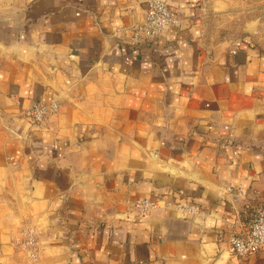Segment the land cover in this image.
Listing matches in <instances>:
<instances>
[{"label":"crops","instance_id":"crops-1","mask_svg":"<svg viewBox=\"0 0 264 264\" xmlns=\"http://www.w3.org/2000/svg\"><path fill=\"white\" fill-rule=\"evenodd\" d=\"M146 2L0 0V264H230L264 207L259 2H171L181 26L130 44ZM227 14L238 30L214 33Z\"/></svg>","mask_w":264,"mask_h":264},{"label":"built area","instance_id":"built-area-1","mask_svg":"<svg viewBox=\"0 0 264 264\" xmlns=\"http://www.w3.org/2000/svg\"><path fill=\"white\" fill-rule=\"evenodd\" d=\"M182 20V13L178 6L163 0H147L143 20L130 28L129 42L136 44L147 38L157 37L170 27H180ZM57 107L54 101L47 104L38 103L29 114L30 119L40 124L49 115L55 113ZM153 207L154 203L148 199L137 200L135 203L139 217H143ZM174 207L190 215L197 213L196 206L188 201L178 202ZM244 219L245 225L229 237V247L234 257L229 259L235 262L264 251V207L248 213ZM25 245L32 247L34 243L29 239Z\"/></svg>","mask_w":264,"mask_h":264},{"label":"rangeland","instance_id":"rangeland-1","mask_svg":"<svg viewBox=\"0 0 264 264\" xmlns=\"http://www.w3.org/2000/svg\"><path fill=\"white\" fill-rule=\"evenodd\" d=\"M214 3L216 13H232V12H246L252 5L253 2H259L260 11H264V0H212ZM207 2L201 0L199 7L197 8V14L200 18L205 15ZM215 20H211L208 24L210 29L214 33L222 32L225 35L234 33L238 30L241 22L236 21L231 14L225 16H215Z\"/></svg>","mask_w":264,"mask_h":264},{"label":"water","instance_id":"water-1","mask_svg":"<svg viewBox=\"0 0 264 264\" xmlns=\"http://www.w3.org/2000/svg\"><path fill=\"white\" fill-rule=\"evenodd\" d=\"M163 1H165V2H167L169 4H172V5H175V4L171 3V2L185 1V0H168V1L163 0ZM233 262H235V261L234 260H230V264H233Z\"/></svg>","mask_w":264,"mask_h":264}]
</instances>
